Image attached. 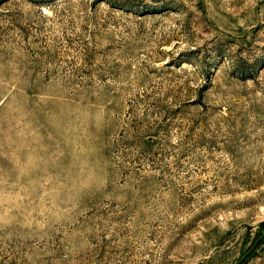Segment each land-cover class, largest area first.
Returning <instances> with one entry per match:
<instances>
[{"label":"rangeland","instance_id":"374dc122","mask_svg":"<svg viewBox=\"0 0 264 264\" xmlns=\"http://www.w3.org/2000/svg\"><path fill=\"white\" fill-rule=\"evenodd\" d=\"M0 264H264V0H0Z\"/></svg>","mask_w":264,"mask_h":264}]
</instances>
